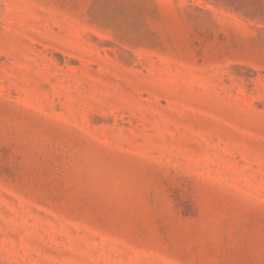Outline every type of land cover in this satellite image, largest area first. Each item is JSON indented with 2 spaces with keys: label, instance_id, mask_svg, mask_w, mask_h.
<instances>
[{
  "label": "rangeland",
  "instance_id": "rangeland-1",
  "mask_svg": "<svg viewBox=\"0 0 264 264\" xmlns=\"http://www.w3.org/2000/svg\"><path fill=\"white\" fill-rule=\"evenodd\" d=\"M0 264H264V0H0Z\"/></svg>",
  "mask_w": 264,
  "mask_h": 264
}]
</instances>
